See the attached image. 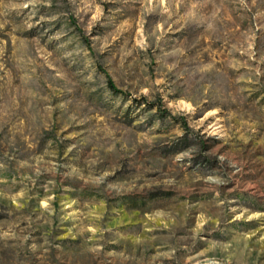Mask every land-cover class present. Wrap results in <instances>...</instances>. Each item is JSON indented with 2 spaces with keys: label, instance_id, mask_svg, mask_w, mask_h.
I'll list each match as a JSON object with an SVG mask.
<instances>
[{
  "label": "rangeland",
  "instance_id": "rangeland-1",
  "mask_svg": "<svg viewBox=\"0 0 264 264\" xmlns=\"http://www.w3.org/2000/svg\"><path fill=\"white\" fill-rule=\"evenodd\" d=\"M0 264H264V0H0Z\"/></svg>",
  "mask_w": 264,
  "mask_h": 264
},
{
  "label": "trees",
  "instance_id": "trees-1",
  "mask_svg": "<svg viewBox=\"0 0 264 264\" xmlns=\"http://www.w3.org/2000/svg\"><path fill=\"white\" fill-rule=\"evenodd\" d=\"M107 85L109 87V89L113 92H120L121 90L119 88H117L114 83L112 82L111 78L109 76H107ZM143 101H145L149 106H155L156 107V111L158 113H162V102L160 99H153V100H147L145 97H142ZM45 135H49V134H45Z\"/></svg>",
  "mask_w": 264,
  "mask_h": 264
}]
</instances>
